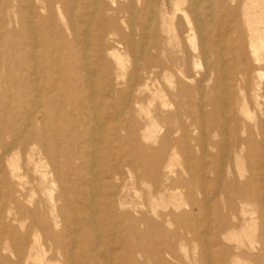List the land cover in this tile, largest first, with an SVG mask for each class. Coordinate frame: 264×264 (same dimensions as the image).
<instances>
[{
    "label": "rangeland",
    "instance_id": "374dc122",
    "mask_svg": "<svg viewBox=\"0 0 264 264\" xmlns=\"http://www.w3.org/2000/svg\"><path fill=\"white\" fill-rule=\"evenodd\" d=\"M174 1L0 0V264H13L17 257V242L6 229L16 228L27 243L33 237L43 243L40 231L23 234L28 220L11 219L19 218L10 204L14 181L7 178V163L16 160L23 193L29 194L32 188L34 199L43 202L47 189L54 196L59 191L50 183L49 166L41 165L33 173L32 162L43 157V149L51 156L52 145L59 148L64 141H82V132L88 133L89 127L96 128L92 141L98 140L94 146L99 155L121 171L123 181L114 185L122 184L119 191L126 205L119 212L128 214L127 219L99 218L92 230L83 214L68 217L76 223L71 227L76 243L80 237L76 229L88 230L84 237L91 243L86 253L91 264H264V247L260 251L258 245L260 238L264 245V128L256 124L264 120V79L258 78L264 74V0L254 7L250 0H184L179 9L186 19L174 10ZM162 17H166L163 24ZM186 20L193 42L188 39ZM150 24L151 37H157L155 46L145 45ZM252 29L263 38L257 62L249 47ZM220 31L227 35L224 45L217 44ZM192 44L198 49L204 46L205 56L193 52ZM112 53L122 58L121 67ZM239 53H243L240 61ZM146 54L168 70L154 67L146 75ZM177 69L187 77L178 75ZM239 73L245 79L242 93ZM178 81L190 90V104L185 108L190 115L172 105ZM212 85L218 108L197 106L201 97L195 88L208 99ZM35 88L46 102L38 109L31 105ZM182 99L185 103L188 97ZM161 101L169 105L162 107ZM240 107H244L242 113ZM42 111L47 117L41 136L21 138L25 116L32 112L39 121ZM32 141L38 144L32 146ZM89 141L82 153L88 159L93 156ZM143 147L160 151L161 186L174 188L186 181L188 190L170 189L154 199L148 197L152 181L135 183L131 172L143 173L137 161ZM56 170L59 176L61 169ZM230 183L244 193L237 197ZM257 186L261 204L253 199ZM87 193H91L89 187ZM191 200L198 206L191 208ZM187 212L182 220L171 218ZM140 217L147 222L142 224ZM110 221L113 224L106 223ZM19 224L21 230H17ZM226 224L229 227L223 229ZM136 228L144 240L131 234ZM76 243L72 248H79ZM134 245L144 255L126 253V247ZM257 255L262 259L257 260ZM53 259L52 264H64L67 257Z\"/></svg>",
    "mask_w": 264,
    "mask_h": 264
},
{
    "label": "bare ground",
    "instance_id": "6f19581e",
    "mask_svg": "<svg viewBox=\"0 0 264 264\" xmlns=\"http://www.w3.org/2000/svg\"><path fill=\"white\" fill-rule=\"evenodd\" d=\"M258 1H260L259 2L260 4L262 3V0H250V4H251L250 7H254L255 4L258 3ZM183 3H184V0H175L173 3L174 10L180 11V12H182V14H184V11L179 9V5H181ZM157 9H158V7H157ZM153 18L151 19V21L153 20ZM184 18H185V14H184ZM165 19H166V17H162V20L160 21V23L163 24L164 22H166ZM212 19H211V21L214 22V20H212ZM260 22H261V20L257 19V23H260ZM186 23L188 26V33H189L188 39L191 42H193L194 35L192 33V28L190 27L191 24L188 23L187 20H186ZM89 27H90V25H89ZM146 30L149 31L150 34H148L147 41H146L145 45H151V43H153V45L155 46V43L157 42V37H154L153 35L151 37V34L153 33V26H151V24H150L146 28ZM151 31H152V33H151ZM250 31H251V33H253V37L251 35V37L249 38V41H250L249 47L252 49L251 50L252 56L254 57V60L257 62L260 60L258 58L257 53H258V49H261L263 47V38H260L259 36H257L256 32L258 30L252 29ZM32 32H33V30H32ZM86 32H87V30H86ZM254 33L256 35H254ZM85 35H88V34H85ZM226 36L227 35H225L224 32H221V31L218 32L217 44L224 45L226 43V38H227ZM85 39H86V37H85ZM253 40L256 41L257 44L253 43ZM213 43H214V41H213ZM203 45H204V43H203ZM214 48H215V50H218V53H220L219 52L220 47L215 46ZM192 50H193V52H197V55L199 57H204L206 54L204 46H201V48L198 49L192 44ZM122 52H123V50H122ZM241 54H243V53H239V56H237L239 61L241 60ZM217 55H219V54H217ZM112 56L114 57V59L116 60L118 65L121 67L122 58L119 55L114 54V53H112ZM154 67H159L160 69L163 70L161 65L158 63L157 58L152 59V57L150 55L146 54L145 58H144V68H145L146 75L149 76L151 74V69ZM243 68H244V66H242V69ZM31 69H32V74H34L35 69H33V68H31ZM164 70H168V68H164ZM177 73H178V75H180L184 78L187 77L186 72L184 70L177 69ZM239 74L241 75L239 77L240 85H241L239 87V91L242 93V91L245 90V79L243 78L241 73H239ZM258 78L264 79V74L259 73ZM90 83H91V81H90ZM198 83L199 82H197V86L200 87ZM258 84H259V82H258ZM258 84H257L258 88H256V90L259 89ZM35 85H36V83H35ZM195 90H198L196 94H198L201 97L200 105H197V106H199V107L208 106L212 110H216L218 108V103L216 102L214 95H213V92L215 91V87L213 85L209 87V93L208 94H210L211 96L208 99L203 98V93H201V91L198 88H195ZM189 91L190 90H188L186 87L183 86L182 83H180L178 81L176 84L175 92L172 95V97H173L172 105L179 107L180 109H182L184 111V113H186L188 115H190L191 112H190V110H187L185 108H188L189 104H190L189 103L190 96L188 95V94H190ZM73 93H74V91H73ZM185 96L188 97V100H187V102L184 103L182 98ZM49 100L50 99H48L47 101H49ZM44 103H46V102L44 101L43 94H40L38 92V90L35 88V94H33V99L31 100V105L37 106V109H38ZM168 105H169V103H166L164 101L160 102V106H162V107H166ZM223 106L225 108H227L226 103ZM32 108H34V107H32ZM195 108L196 107H194V109ZM243 110H244V107L239 108L240 113H242ZM43 111H42V114L40 116L41 119L39 121L34 119V117L32 116V112L28 113L25 116L23 129L20 127L22 129L21 135H20L21 138L25 134H31V135L37 136V137L41 136L42 126L45 124V122H44V120H46L45 117H47V113H45ZM33 112L35 113V111H33ZM262 112L264 114V109L262 110ZM95 116H96V114H95ZM93 119H96V118H93ZM256 124L259 126L260 129L264 128V120H259L256 122ZM92 131L95 132L96 128L94 129V127L93 128L89 127L88 133H86V131L82 132L83 133L82 141H67V142L64 141L63 144L65 143V145L63 147H59V148H56V145H52L51 148H52L53 154L51 156L48 153H46V150H44V149H43V151L41 150L40 153L42 154L43 157L38 159L36 161V163L32 162L31 171L33 173L38 172L37 171L38 167H42V166L46 167V165L49 166V168H50L49 174L53 177V179H51L50 183L52 185H57V189L59 191L54 196L52 194V191L47 189L46 193L44 195V201L43 202L41 200L34 199V197L32 195L34 190L32 188L30 189L29 194L26 195L25 193H23V191H25L24 187H23V183L21 184V182H22L21 177L23 175L20 173V167H19L18 163L16 162V160L11 159L7 163L8 168H9V171L7 173V178L10 180V182L14 181L13 183H10V185L13 186L12 187L13 188V192H12L13 196H12V199L10 200V204L15 205V208L17 209V213H15V214L19 218V219H15L14 218L15 216L13 215L14 217L11 219L13 221L16 220L17 222H18V220H19V222H22L20 220H23V221L28 220L29 221L28 227L26 229H24V231H23V234L25 236L27 235V232L30 229L34 230V231L35 230L40 231L43 234V243L42 244H40L38 242V240L35 239L34 237L32 238L31 242L27 243L26 240L23 241V239L20 237V234L19 235L17 234V232L15 231L16 228L11 227L10 229H6L7 233H9V231L11 232V234H9L10 238L13 241L15 240L17 242L16 252L14 253V254H16L17 257H16L15 261L13 262V264H28L29 261H32L33 264H52L53 262H51V261L54 260L53 257L57 256V255H63L64 258L67 257L64 264H91V261H88L87 257H86V253L89 252V250H91V248H90L91 243H89V241L87 239L88 237H84L85 232L87 233L88 230L85 231V228H79V229L77 228L76 229L75 235L80 236L78 238L77 243H76L75 242L76 241L75 236H74V234H72V231H71V227L74 226L76 223H75V220H73V219L69 220L68 217L73 218V217H77V215H79V214H83L85 216V220H88L90 222V225H91L90 229L91 230H92V227H94V225L96 226V223H97V221H99V218H101V219L103 218V221H107V219H110L111 217H117L119 219H127L128 214L126 213V211H124V212L122 211L123 213L119 212V210L121 208H123L124 205H126L124 196L122 194H120V191H119L122 187V184H118L117 186L114 185L115 182L120 181V183H121L123 181L122 177H121V175H122L121 171L118 167L106 164L104 158L101 157V155H99V149H97L94 146L98 140L92 141L93 140L92 134H94V132L92 133ZM96 133L100 134L99 131ZM143 135H144V137L148 138V136H146V133H144ZM99 136H100L99 138H101V139L103 138V135H99ZM90 139H91V141H89V143H90L89 150L92 149L93 156L88 159L87 157L85 158V156H87V154L82 156V153L84 151H86V149H87L86 148L87 145H86L85 141L90 140ZM99 141H101V140H99ZM205 143H206V141H205ZM37 144H38V141H32V146H35ZM13 145H15V142L14 143L12 142V144L10 146L11 148H9L10 151L13 150V148H14ZM109 148H110V146H109ZM5 151L6 150H4V152ZM139 153L140 154L137 155V161L140 163L139 167L142 168L143 173L137 174V172H135V171H131V172L136 179L135 183L140 182L141 184H143V183L147 182L148 180L152 181L151 190L147 193L148 197L154 199V198H156V195L159 194V192L166 191V190L168 191L170 189L175 190V189H182V188L185 189L186 188L188 190L189 183L186 181L178 182L174 188H171L170 186H167L164 184L162 186L160 185L161 182L158 178L160 175V173H159V163H160V159H161L160 151H157V150L154 151V150H151L149 147H143L139 150ZM55 156L58 158L57 161H55L54 159L52 160V158L53 157L55 158ZM43 160H45L44 163L41 162ZM128 164L131 166L132 162L130 161ZM129 165H128V167H130ZM168 165L170 166L171 163L168 162ZM88 166L90 168H87ZM101 167H104V169L100 170ZM132 167H133V165H132ZM26 168H28V167H26ZM56 169H59V170L61 169V174L59 176H57L56 172H58V170H56ZM45 174L46 173H43L40 177L42 179H44ZM258 174L259 173L257 172V177H258ZM101 178H103V180L105 181L104 187L102 185ZM11 180H13V181H11ZM251 180H252V178H251ZM230 185L234 189L237 197H239V194L244 193L243 190L239 191V188L236 187L235 184L233 185L230 183ZM88 187L91 190L90 194L87 193ZM259 191H260V189L257 186L256 194L253 196V199L255 202L257 201L258 204H261L262 203V197H261ZM189 206L191 208L197 207L198 203L191 200L189 203ZM257 212L260 213L261 212L260 209L257 210ZM188 213L189 212L182 213V214H179L176 216L172 215L171 218L174 220L175 219L182 220L186 216V214H188ZM8 216H9V212H8ZM138 220L142 224H145L147 222V219H145L144 217H140ZM76 221H79V220H76ZM112 222L113 221H110V223H108V222H106V223L107 224H113ZM78 223H79V225H82V227L85 226V223H83L81 221H79ZM19 225H20L19 226L20 229H17V230H21V228H22L21 224H19ZM227 227H229V224L223 225V229H226ZM130 232H131V234L138 236L139 241H142L145 239V235H143V232L138 231L137 228L132 229V231L130 230ZM7 233H5V234H7ZM74 243L79 245V248H77V247L72 248ZM258 245H259V250L263 251L264 245H263V242L261 241V238L258 240ZM126 248H127L126 253H129V252L142 253L140 248L135 246V245L134 246H128ZM48 253L50 254V256L48 258H46L45 256ZM70 258H72V259L74 258L75 261H71ZM256 259L260 260V259H262V256L257 255Z\"/></svg>",
    "mask_w": 264,
    "mask_h": 264
}]
</instances>
